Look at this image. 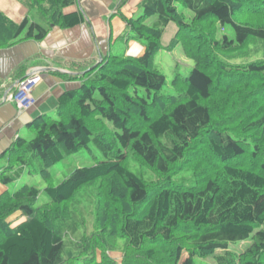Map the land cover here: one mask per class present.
I'll use <instances>...</instances> for the list:
<instances>
[{
	"label": "trees",
	"instance_id": "trees-1",
	"mask_svg": "<svg viewBox=\"0 0 264 264\" xmlns=\"http://www.w3.org/2000/svg\"><path fill=\"white\" fill-rule=\"evenodd\" d=\"M19 1L34 20L0 11V48L84 20L62 12L77 0ZM139 7L121 16L120 38L144 52L109 53L69 74L79 85L59 95L55 116L33 119V137L10 147L0 182L39 175L49 200L36 205L39 189L26 183L0 194V264H264V58L228 60L264 43V0ZM226 26L234 38L220 35ZM176 48L193 65L168 83L156 55ZM90 144L101 159L53 184L49 169ZM15 212L26 218L11 227ZM242 241L250 242L241 253L229 250ZM116 250L120 263L109 256Z\"/></svg>",
	"mask_w": 264,
	"mask_h": 264
},
{
	"label": "crops",
	"instance_id": "crops-1",
	"mask_svg": "<svg viewBox=\"0 0 264 264\" xmlns=\"http://www.w3.org/2000/svg\"><path fill=\"white\" fill-rule=\"evenodd\" d=\"M77 0L62 8L63 13L80 11L84 20L72 27L53 25L40 40L26 39L0 48V167L8 160L9 149L16 139L30 130L29 124L39 115L56 114L58 97L79 85L80 75L99 61V57L112 52L119 43L124 50L118 54L140 56L144 47L120 36L125 32L127 18L136 15L141 0ZM0 11L14 22L24 17L34 20L28 8L19 0H0ZM30 71L39 73L40 81L33 88V105L20 109L11 101L17 81ZM31 131V130H30ZM25 139V138H24ZM12 183L0 182V194L10 191Z\"/></svg>",
	"mask_w": 264,
	"mask_h": 264
},
{
	"label": "rangeland",
	"instance_id": "rangeland-1",
	"mask_svg": "<svg viewBox=\"0 0 264 264\" xmlns=\"http://www.w3.org/2000/svg\"><path fill=\"white\" fill-rule=\"evenodd\" d=\"M69 6V5H68ZM66 7V6H65ZM64 7V8H65ZM63 8V9H64ZM68 8V7H66ZM65 8V9H66ZM62 9V10H63ZM141 12V9H139L138 13L134 15L133 17H136ZM31 15H35L34 11H30ZM153 21L152 19L148 20L147 23L151 24ZM175 25L170 23L168 27L166 28L163 36H162V44L166 45L172 35L175 32ZM225 33L230 38H234V33L231 27L226 26L225 29H220V35ZM119 43H116V45L112 48V52H115L116 54L122 52L124 50V47L119 46L120 48H117ZM244 54H238L233 55L231 54L228 58L229 62L231 63H239L242 64V62L251 61L254 59H260L264 58V43L260 41H255L254 43L249 44L246 49H244ZM238 53V52H237ZM156 63L159 67V69L162 71V73L166 76V82H171L173 74L175 71H179L183 75H186L189 73V71L192 68V62L188 59H186L182 54L179 48L174 49L171 52L166 51L165 49H161L160 52L156 55ZM225 114H228L229 111L226 109H223ZM55 116V114L51 115ZM211 132H208V136H212L210 134ZM33 137V133L28 130L24 133L23 138L26 140H29ZM101 159V156L99 152L94 148L92 144H90V150L88 149H82L77 153L74 154H68L65 155L63 160L59 161L58 163L54 164L50 169V173L52 175V183L57 184L59 183L63 178H65L74 168L76 167H82V166H90L96 162V160ZM151 173V172H150ZM148 176L149 173H148ZM29 184L34 185L36 188L39 189V195L36 200V205H41L45 202H47L49 199L44 193L43 189L45 187V183L41 179L39 175L35 176H29L24 175L22 176L16 183H12L10 186V191H13L15 188L22 186L23 184ZM26 218L25 215H23L20 212L13 213L7 220L10 222L11 227H15L17 224L22 222ZM250 241H242L237 242L229 245V250L239 254L243 250L246 249L247 245ZM99 255V254H98ZM109 256L116 260L118 263L121 262L122 259V253L120 251H114L109 252ZM182 259L187 257V253L183 251L182 253ZM196 264H211L212 259L211 258H200L196 257Z\"/></svg>",
	"mask_w": 264,
	"mask_h": 264
},
{
	"label": "built area",
	"instance_id": "built-area-1",
	"mask_svg": "<svg viewBox=\"0 0 264 264\" xmlns=\"http://www.w3.org/2000/svg\"><path fill=\"white\" fill-rule=\"evenodd\" d=\"M39 81V73L30 71L16 83L15 89L11 93V101L20 109L30 108L34 103L31 92Z\"/></svg>",
	"mask_w": 264,
	"mask_h": 264
},
{
	"label": "water",
	"instance_id": "water-1",
	"mask_svg": "<svg viewBox=\"0 0 264 264\" xmlns=\"http://www.w3.org/2000/svg\"><path fill=\"white\" fill-rule=\"evenodd\" d=\"M101 61V55H100V57H99V61L98 62H100Z\"/></svg>",
	"mask_w": 264,
	"mask_h": 264
},
{
	"label": "clouds",
	"instance_id": "clouds-1",
	"mask_svg": "<svg viewBox=\"0 0 264 264\" xmlns=\"http://www.w3.org/2000/svg\"><path fill=\"white\" fill-rule=\"evenodd\" d=\"M18 82V81H17Z\"/></svg>",
	"mask_w": 264,
	"mask_h": 264
}]
</instances>
